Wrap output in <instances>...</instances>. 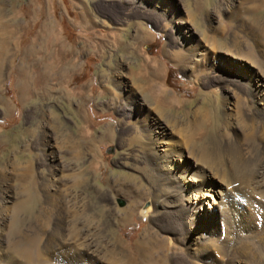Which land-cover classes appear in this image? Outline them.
<instances>
[{"label":"rangeland","instance_id":"obj_1","mask_svg":"<svg viewBox=\"0 0 264 264\" xmlns=\"http://www.w3.org/2000/svg\"><path fill=\"white\" fill-rule=\"evenodd\" d=\"M0 4L5 12L13 8L18 12L22 27L0 71V217L7 214L0 224V260L15 252L12 248L3 253L5 245L13 247L33 228L47 244L49 257L64 236L71 235L77 244L81 242L79 247L92 239L108 264H154L152 257L162 251L172 255L169 264H194L175 250V237L165 236L160 223L145 215L158 178L149 142L156 129L152 118L171 131L168 138L180 141L202 164L229 177L241 172L233 165L236 148L254 146L251 138L256 135L264 139V118L244 86L216 71L213 59L202 55L198 70L185 74L184 51L172 35L162 33L165 27L170 29L168 17L162 19L146 6L171 5L174 16L195 28L200 49L202 42H210L243 53L262 71L264 33L259 28L264 10L247 14L238 2L225 8V0H0ZM47 13L71 48L64 54L72 55L77 66L67 76L66 88L58 87L55 77L28 74L37 88L24 103L16 84L28 78L17 71L19 64L24 65L22 50ZM159 69L162 73L157 76ZM40 78L48 88L41 87ZM225 84L242 100L232 109L224 97ZM158 85L174 98L167 97L169 106L160 107L149 95L150 88L157 91ZM130 100L135 113L142 115L124 113ZM202 119L209 124L206 130ZM236 127L245 133L236 137ZM67 198L76 206L66 221L61 219L60 202ZM244 240L228 254L224 244L214 249V262L235 261L237 255L252 264L263 243L255 244L251 238L253 247V242ZM67 250L68 245L65 255L70 254Z\"/></svg>","mask_w":264,"mask_h":264},{"label":"bare ground","instance_id":"obj_2","mask_svg":"<svg viewBox=\"0 0 264 264\" xmlns=\"http://www.w3.org/2000/svg\"><path fill=\"white\" fill-rule=\"evenodd\" d=\"M7 1L9 2V0ZM225 1V8H229L231 4L234 5L235 2H238L247 14L257 15V13H261L260 11L264 10V0ZM32 8L34 9L35 7L32 6ZM146 8L151 10V12L160 14L163 17L162 19L168 17L170 29H165L166 27L164 26L162 33L168 38L172 35L176 44L180 45L184 51L182 53L186 56V61L183 64L185 74L193 75L198 70L202 55L213 59L216 62V71L227 76L226 78H229L232 82L240 83L244 86V89L250 94L254 102L256 111L264 118V71L243 53L234 52L230 49L223 50V48L221 49L210 42H202L203 48L200 49L201 46L199 48L198 42L200 38L199 40L197 39L195 28L186 19L176 17L177 15L174 16V12H171V5L161 4L153 7L146 6ZM12 11L15 14L13 17H11ZM247 14L245 13L244 15L247 16ZM16 15H18V12L16 13L14 8L10 12H5L4 8H0V42L1 46L4 47L0 48V71L3 70L2 64L4 60L10 59L7 50L11 49L10 45L14 38L17 37L18 28H22L20 27V19L16 18ZM241 23L245 24L246 22L244 23V20H242ZM258 23L259 21L257 25L260 24ZM255 25L252 26L255 28ZM256 28L258 29V27ZM259 29L264 33V22H262V26ZM64 51L70 52L71 48L63 41V38L57 32L56 23L47 13L45 19L41 21L36 34L22 50L20 61L22 60L21 64L24 65L21 66L19 64L17 71L22 77L24 75V77L28 78L22 84L18 82L17 85L20 89L21 100L24 103L30 100L37 88L34 82L31 83L33 76L28 75L30 73L34 74L35 72L41 78L55 77L58 87L66 88L69 86L67 76L77 66V61L72 55H65ZM46 52L50 55L49 62H45L46 57L44 55ZM43 58H45L44 61L42 60ZM38 60L40 61V67L35 70L34 64L38 63ZM26 61H28V66L25 65ZM161 73L159 69L157 76ZM215 77L213 76L212 79ZM43 79L40 82L42 84L41 87L49 86ZM225 87L226 93L224 97L229 102L228 108L232 109L236 104H240L242 100L238 99L236 92L228 85ZM81 89H84L83 85ZM150 89L149 95L155 99L160 107L168 105L167 97L174 101V98L170 96L171 94L162 85H158L157 91L153 87ZM76 90L74 91L76 92ZM133 103L134 100H130L128 103L130 107L123 109L125 114L131 116V113H135ZM139 115L142 114L135 113L134 116ZM152 120L156 129L149 142L155 152L153 167H155L158 178L155 185L152 186L153 190L150 194V199H147L151 206L150 211L145 213L148 221L160 223V229L165 236L167 234L174 236L176 239L175 250H181L182 255L194 264H247L248 262L245 258L239 259L240 256L237 255L233 256L235 261L228 258L216 263L214 262L213 250L219 249L220 245L224 244L227 247L224 250L226 249L228 254L232 246L246 238L248 239H246L247 241H250L249 239L251 238L255 239V244L260 237L262 238L263 236L264 238V139L262 140L260 137L261 134L251 138L254 143V146L251 145L252 147L248 144L243 148L241 146L239 149L234 146L237 158L233 161L235 163L233 165L234 167L236 166L238 171L241 169V172L234 171L236 173L234 175L230 174L229 177L227 175L224 176L225 174L222 176L216 169L211 170L202 164L180 141L168 138L167 135L171 131L169 132L165 124L159 123L155 118H152ZM200 125L203 130L209 128V124L205 119L200 121ZM235 133L236 137H239L245 133V130L236 127ZM12 195L9 193L6 201L10 202ZM72 203L74 201H70L68 198L60 202L62 220L65 219L67 221L70 212L75 210L74 206L76 204L73 205ZM135 207L137 205L134 206V209H136ZM141 211L145 212L143 208ZM6 218L7 214L4 213V216L0 217V224ZM164 221L166 222L164 223ZM32 229L20 235L13 247L4 244L3 253L11 251L10 249L12 248L16 253L14 252L12 257L7 256L6 259L0 260V264H105V261L107 262L106 264L109 263L108 259L98 255L97 248L91 242L92 239L86 243V246L82 243L83 247H79L81 242L77 244V237L71 238V235H69L70 237L64 236L63 241H60V246L51 251V253L49 252V257L46 255L47 246L45 245L47 244H43L40 238L42 235L39 237L38 231ZM250 242L252 243L253 241L251 240ZM66 245H68L69 250L67 251H69V255H65ZM261 245L260 249H256L258 255L256 257L252 256V264H264V243ZM166 252L162 251L157 257L156 255L153 256L152 258L155 259L154 264H169L173 257ZM175 252L177 253V251ZM95 256L97 258H93ZM80 257H85L86 259L81 260Z\"/></svg>","mask_w":264,"mask_h":264},{"label":"crops","instance_id":"obj_3","mask_svg":"<svg viewBox=\"0 0 264 264\" xmlns=\"http://www.w3.org/2000/svg\"><path fill=\"white\" fill-rule=\"evenodd\" d=\"M22 78V77H21ZM24 81H26L24 78H22V80H19V82L22 84V82H24ZM18 83V82H17ZM16 83V84H17ZM18 86V85H17ZM18 89H19V86H18ZM19 91H20V89H19ZM18 91V97L20 98V100H21V96H20V92Z\"/></svg>","mask_w":264,"mask_h":264}]
</instances>
